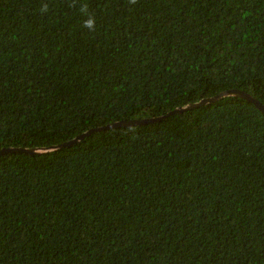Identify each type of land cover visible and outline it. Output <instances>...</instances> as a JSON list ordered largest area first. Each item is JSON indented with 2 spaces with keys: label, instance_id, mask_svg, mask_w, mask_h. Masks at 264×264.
I'll return each instance as SVG.
<instances>
[{
  "label": "trees",
  "instance_id": "obj_1",
  "mask_svg": "<svg viewBox=\"0 0 264 264\" xmlns=\"http://www.w3.org/2000/svg\"><path fill=\"white\" fill-rule=\"evenodd\" d=\"M229 90L264 0H0V150L94 130L0 155V264H264V113L175 112Z\"/></svg>",
  "mask_w": 264,
  "mask_h": 264
},
{
  "label": "water",
  "instance_id": "obj_2",
  "mask_svg": "<svg viewBox=\"0 0 264 264\" xmlns=\"http://www.w3.org/2000/svg\"><path fill=\"white\" fill-rule=\"evenodd\" d=\"M239 97L242 99H245L247 101L252 102L261 112L264 113V106L261 105L258 101H256L254 98L250 97L249 95H247L246 93L240 92V91H235V90H229V91H225L222 92L218 95H216L215 97L209 98V99H204L201 100L200 102L196 103V104H191L185 108H179L176 109L175 112H181L183 110H187L190 108H195L198 106H203L206 104H211L219 99L225 98V97ZM171 114V113H170ZM162 118V117H161ZM161 118H150V119H143V120H139V121H129V122H117V123H113L110 125H107L103 128L100 129H108V128H114V127H120V126H132V125H140V124H148V123H152L155 122L157 120H160ZM100 129H96V130H100ZM94 131V130H92ZM90 131V132H92ZM90 132L84 133L82 135L77 136L76 138H74L73 140L63 143L59 146H51V147H47V148H37V149H23V148H11V149H1L0 150V155H4L7 153H29V154H37V153H46V152H51V151H55L61 148H67V147H71L72 145H74L75 143H77L78 141H80L82 138H84L86 135H88Z\"/></svg>",
  "mask_w": 264,
  "mask_h": 264
}]
</instances>
